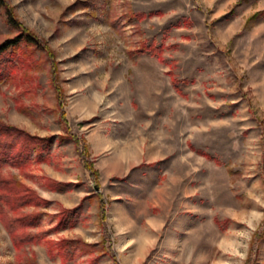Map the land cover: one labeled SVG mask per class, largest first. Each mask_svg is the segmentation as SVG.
<instances>
[{
	"label": "rangeland",
	"instance_id": "374dc122",
	"mask_svg": "<svg viewBox=\"0 0 264 264\" xmlns=\"http://www.w3.org/2000/svg\"><path fill=\"white\" fill-rule=\"evenodd\" d=\"M7 1L54 53L0 88L1 119L53 137L46 160L5 168L50 201L37 230L96 245L73 264H264V19L249 22L264 0ZM18 34L0 9V45ZM153 41L163 60L136 52ZM63 207L77 223L55 230ZM27 247L61 264L45 241ZM17 255L0 220V264Z\"/></svg>",
	"mask_w": 264,
	"mask_h": 264
},
{
	"label": "trees",
	"instance_id": "16d2710c",
	"mask_svg": "<svg viewBox=\"0 0 264 264\" xmlns=\"http://www.w3.org/2000/svg\"><path fill=\"white\" fill-rule=\"evenodd\" d=\"M87 5V4H86ZM85 5V6H86ZM0 9L3 10L5 20L9 26L19 31V34L0 45V88L4 82H19L21 75L28 77L27 70L39 63L42 53H46L52 65H54V53L50 45L37 34L26 27L16 16L14 8L7 0H0ZM264 19V9L254 13L249 22ZM163 45L153 42H143L137 49V53H150L163 60ZM178 80V79H176ZM58 98L57 107L59 121L63 126L66 137L76 146L85 171L89 179L97 181V172L93 163L89 161L91 151L84 136H79L70 127L68 113L61 100L62 89L53 83ZM63 138V137H62ZM53 137H40L28 132L13 123L0 118V220L8 231L12 244L18 251L17 264H39L35 252L32 256L22 255L27 246L32 243L45 241L48 244L52 256H59L61 264H73L78 254L95 253L96 245L82 239L62 238L59 241L48 239L50 231L37 230L42 218L47 213L42 209L50 204V201L42 197L37 190L24 183L18 175L6 173V167L26 170L36 161L46 160ZM206 156H208L205 153ZM49 185L63 188L68 183L50 179ZM100 217L103 226L106 227L105 206L100 200ZM34 207V210H28ZM77 208L63 207L58 213V223L55 230L65 226H75L77 223ZM53 229V230H54ZM25 249V251H24ZM26 253V252H25ZM99 257L93 256L88 264H96Z\"/></svg>",
	"mask_w": 264,
	"mask_h": 264
},
{
	"label": "water",
	"instance_id": "95a60500",
	"mask_svg": "<svg viewBox=\"0 0 264 264\" xmlns=\"http://www.w3.org/2000/svg\"><path fill=\"white\" fill-rule=\"evenodd\" d=\"M96 189L98 190L99 188L96 186Z\"/></svg>",
	"mask_w": 264,
	"mask_h": 264
}]
</instances>
